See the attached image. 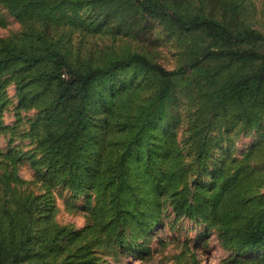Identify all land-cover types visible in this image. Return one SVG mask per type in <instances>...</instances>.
I'll return each instance as SVG.
<instances>
[{
	"label": "trees",
	"instance_id": "1",
	"mask_svg": "<svg viewBox=\"0 0 264 264\" xmlns=\"http://www.w3.org/2000/svg\"><path fill=\"white\" fill-rule=\"evenodd\" d=\"M0 1L17 18L42 10L51 13L67 8L75 14L84 7L109 9L135 4L140 11L160 17L170 26L201 33L208 39L206 47L174 69L133 53L83 70L73 68L53 44L32 39L1 42L0 107L4 103L1 78L15 71L18 96L40 106L31 132L41 155L35 158L30 154L27 159L46 181L75 191L87 187L88 179L81 168L88 162L86 154L94 153L90 110L98 87L102 86L98 92L100 105L115 108L124 119V128L116 149L106 156V168L103 153L94 154L95 166L89 179L95 182L93 188L101 202L96 203L93 223L73 235L79 237L78 243L63 257L48 255L52 253L50 246L67 235L65 227H54L51 233L45 230L42 235L35 230L48 211L46 200L13 193L0 196V264H98L94 248L101 235L120 246L126 239L146 241L151 229L162 223L167 206L175 217L197 215L208 220L219 232L222 244L233 252L264 248V192H252L247 176L237 177V171L223 177L217 186L215 181L200 185L206 170L205 128L212 119L226 106L236 108L247 125L252 126L260 118L264 91L262 32L232 27L204 14L169 12L159 0ZM233 64L255 67L238 72L231 68ZM128 68L153 77L150 91L132 86V79L120 87L115 83L106 86L119 71ZM191 70L198 72L205 91L198 124L187 137L192 139L189 149L187 145L178 146L175 136L154 131L151 121L163 118L165 104L174 98L175 80Z\"/></svg>",
	"mask_w": 264,
	"mask_h": 264
},
{
	"label": "rangeland",
	"instance_id": "2",
	"mask_svg": "<svg viewBox=\"0 0 264 264\" xmlns=\"http://www.w3.org/2000/svg\"><path fill=\"white\" fill-rule=\"evenodd\" d=\"M159 1L169 12L204 14L232 27L250 28L264 34V0ZM30 39L53 44L73 68L83 70L104 66L116 57L133 53L143 54L152 62L174 69L208 44V39L201 33L179 30L160 17L140 11L135 4L109 9L84 7L75 14L67 8L51 13L42 10L17 18L0 1V44ZM254 67L231 66L238 72ZM17 74L12 71L1 78L4 103L0 107V196L9 197L13 193L47 201L48 211L36 223L35 230L42 235L45 230L51 233L54 227L66 228L63 241L50 246L52 253L48 256L59 259L78 243L79 237L73 235L93 223L96 203L101 202L93 188L95 182L91 183L89 179L90 170L95 166L94 154L96 151L103 153V169L106 168V156L113 153L123 134L124 119L117 115L115 108L100 105L98 92L102 86L98 87L90 110V142L94 153L86 154L84 159L88 162L81 168L88 179L87 187L75 191L69 186L50 183L27 159L30 154L35 158L41 155L37 139L31 132L40 106L18 96ZM198 75L197 71L191 70L178 77L174 98L164 106L165 115L151 121L154 131L175 136L178 146L187 145L189 149L192 139L187 137L198 124V110L203 106L205 91ZM130 79L132 86L147 87L146 93L154 83L151 75L128 68L119 71L106 86L115 83L120 87ZM260 103L263 107L260 118L252 126L246 124L236 108L226 106L223 113L205 128L206 152L203 157L206 170L200 185L207 186L215 181L217 186L223 177L237 171V177L247 176L252 192H264V91ZM169 209L167 206L162 212V223L151 229L146 241L126 239L125 245L120 246L114 239L101 235L94 248L99 257L98 264H264V248L233 252L222 244L219 232L208 220L197 215L175 217ZM41 240L40 236L37 245Z\"/></svg>",
	"mask_w": 264,
	"mask_h": 264
}]
</instances>
